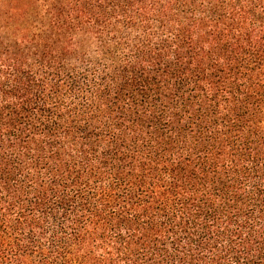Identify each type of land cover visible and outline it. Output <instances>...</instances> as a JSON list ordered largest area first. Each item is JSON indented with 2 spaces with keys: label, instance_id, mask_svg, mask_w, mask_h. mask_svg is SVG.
<instances>
[{
  "label": "trees",
  "instance_id": "trees-1",
  "mask_svg": "<svg viewBox=\"0 0 264 264\" xmlns=\"http://www.w3.org/2000/svg\"><path fill=\"white\" fill-rule=\"evenodd\" d=\"M0 264H264V0H0Z\"/></svg>",
  "mask_w": 264,
  "mask_h": 264
}]
</instances>
